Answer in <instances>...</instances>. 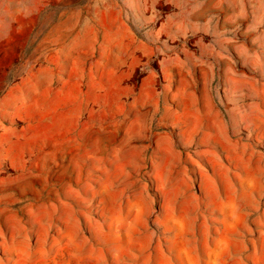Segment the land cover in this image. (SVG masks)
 I'll use <instances>...</instances> for the list:
<instances>
[{"label": "rangeland", "instance_id": "374dc122", "mask_svg": "<svg viewBox=\"0 0 264 264\" xmlns=\"http://www.w3.org/2000/svg\"><path fill=\"white\" fill-rule=\"evenodd\" d=\"M0 264H264V0H0Z\"/></svg>", "mask_w": 264, "mask_h": 264}]
</instances>
